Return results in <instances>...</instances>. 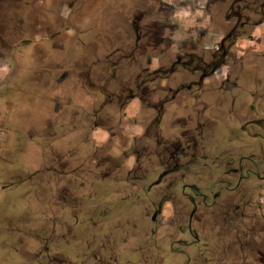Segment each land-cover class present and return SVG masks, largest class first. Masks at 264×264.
Returning <instances> with one entry per match:
<instances>
[{"label": "flooded vegetation", "instance_id": "af4514ba", "mask_svg": "<svg viewBox=\"0 0 264 264\" xmlns=\"http://www.w3.org/2000/svg\"><path fill=\"white\" fill-rule=\"evenodd\" d=\"M79 1L73 0L68 8L71 9ZM164 1L129 0L126 21L111 27L114 32L110 30L112 34L107 39L105 56L99 59L97 49L94 48V52H91L89 48L87 55L90 60L81 65L79 63L72 75L75 86L72 91L75 95L78 94L74 97V101L78 102L77 110L74 108V118L67 120L71 115L70 111L63 110L61 113V105L57 104L59 107L57 106L56 113L60 112L61 117L58 121L60 127L65 125V129L69 130L68 133L64 130L61 137L63 141L58 145L57 153H51L49 158V150L45 145L48 143L45 142L42 150L43 163L34 171L19 169L22 153L12 152V160L8 164V171L12 176L18 172L27 174L24 179L30 180V184L26 194L33 193L36 198L41 193L42 204H47L52 189L48 183L49 177H59L58 182L63 184L57 187L66 194L62 197V206L71 213L75 209L88 217V230L94 229L95 223L91 219L96 206H81V196L71 189L78 187L82 177L95 178L100 169L104 171L106 168L105 174L98 172L101 177L106 178L113 174H128L132 169L137 171L141 169L140 164H137L141 156L142 161H150L151 158L156 160L161 171L156 185L161 184L165 176L175 172L184 176L200 162H204L203 166L206 167L209 160V173L212 175L221 171L228 181L217 182L220 188L213 199L210 202L203 199L202 203L205 207L217 210V220L220 218L222 225L235 226L245 221L244 214H235L238 209L250 206L251 202L244 205L232 204L236 194L243 190V183L255 177L259 186H264V146H261V142L264 145V0H203L202 12L206 17V24L202 25L200 34L191 35L176 50L172 49L170 43L162 56H152L149 54L157 43L151 40V33L158 31L153 30L155 24H140L157 15V7L161 10L159 7H164L161 5ZM47 3V0H0V56L8 52L15 61L19 59L16 58L17 55L29 59L33 53L32 56L38 60L41 76H47L41 71L48 70V45L51 44L55 49L60 43V31L49 34L51 30ZM132 11L135 12L134 19L129 21L128 14ZM20 49H29L30 53L25 51L22 54ZM67 80L68 71L63 70L57 82L60 85ZM84 95L90 99L88 102L91 104L87 107ZM97 98L100 100L99 107L96 106ZM135 102L139 109L141 107L153 112L146 124L135 120L127 124L126 119L131 118L127 111L130 106H135ZM178 109L184 110L185 115L181 118V130L179 126L180 131L176 133L173 121L170 120L167 126V113L176 114ZM1 113L0 110V134L8 125L13 133L10 140L14 144L20 142L18 139H21V134L23 138L31 135L32 130L18 131L19 124L9 121V117L6 118ZM222 121L232 136L236 137L234 129L239 131L236 156L229 152L234 147H227L210 158L205 153L208 148L207 135L221 125ZM45 126L46 133L49 127L47 123ZM128 126L141 128L140 135L152 140L153 146H140L138 152L128 154V148L123 144ZM98 129L107 135L103 144H99L93 136ZM242 140L244 143L241 144ZM89 142L93 149L81 153L83 148L78 146ZM110 151L116 155L112 156ZM2 159L0 156V163L6 164ZM131 159L134 168L130 169L128 165ZM118 161L121 164H115ZM189 186L192 187L193 184ZM89 187L93 189L95 186L90 184ZM223 190L235 193V196L225 200L224 202L230 200L225 205L224 202L219 205L220 192ZM93 192L89 193V197ZM166 203L168 202L164 204ZM163 205L159 203V210L155 215L163 213ZM196 208L187 218L189 231L192 229L191 223L195 219L198 204ZM155 219L154 217L153 220ZM15 233L16 236L12 239L17 241V247L12 251L18 259L9 261L8 264H85L89 260L96 264H113L103 263V259L99 258L101 253L92 249L97 237L91 232L84 233V236L74 233L57 234L56 241L50 240L52 234L37 237L29 233L28 229ZM54 241L56 250L49 247L50 242ZM61 243L66 245L64 249ZM75 244L81 245L77 247ZM244 244L240 242V247L245 246ZM4 259L0 255L1 263Z\"/></svg>", "mask_w": 264, "mask_h": 264}, {"label": "rangeland", "instance_id": "374dc122", "mask_svg": "<svg viewBox=\"0 0 264 264\" xmlns=\"http://www.w3.org/2000/svg\"><path fill=\"white\" fill-rule=\"evenodd\" d=\"M47 1L51 30L49 34L60 31L58 47L53 49L49 44L47 48L48 70L41 71L47 76L40 75L38 60L32 56L33 53L29 59L17 55L16 58L19 59L15 60L16 64L8 52L0 56L1 114L6 118L9 117V121L17 122L18 131L32 130L28 138H23L21 132H18L19 135L21 134L18 144L11 142L10 138L13 133L8 125L0 134V156L6 163H0V248H2L0 255L5 257L3 263L8 264L9 261L13 262L14 259H18L12 251L17 247L15 244L17 241L15 242L12 238L16 236L15 232H24L28 229L33 236L52 234L53 237H50V240H55L57 234L74 233L77 236L78 234L84 236V233L90 232L96 234L95 247L92 249L101 253L99 258L103 259V263L264 264V186L260 187L255 177L243 183V190L238 195L236 194L235 201L232 203L244 205L248 201L251 202L250 206L238 209L235 214L245 215L246 219L243 223L235 226L222 225L220 218L219 221L217 220L219 217L217 210L205 207L202 199L196 198L198 210L193 226L198 232L197 237L200 238L199 245L193 243L185 249L183 244L179 243L183 237L179 234L178 227L180 224L183 226V219L188 218L190 208L183 209L184 197L181 195L180 187L174 188V183L177 180L181 183L180 186L197 185L206 197V201L210 202L220 188L219 181L225 180L226 182L228 179L221 174V171L211 175L207 170L211 163L209 160L206 162L208 166L204 167V162H200L197 166L191 167L184 176H180L182 173L177 172L165 176L159 185H153L161 172L156 160L151 158L150 161L146 159L142 161V156L137 163L140 164L141 169L137 171L132 169L128 174L117 176L113 174L106 178L98 174V172L105 174L107 172L105 168L104 171L101 169L97 171L95 178L94 176L82 177L79 184L75 182L78 187L71 190H76L81 196V206L86 208L96 206V212L91 219L93 224L95 223L94 229L90 230H88V217L78 213L75 209L71 213L62 206V197L66 194L57 187L63 184L58 182L59 177L52 175L48 179L52 189H50L47 204L41 203V193L36 198L33 193L26 194L30 184V180L24 179L27 174L18 172L12 176V173L8 171L12 152L22 153L19 169L25 171L29 169L34 171L43 163V146L48 147L49 158H51V153H57L58 145L63 141L61 137L64 135V130L67 133L69 131L65 129V125L60 127L58 122L61 119L60 112L59 115L54 114L52 122L47 123L49 128L46 133L45 123L43 126H33V120L47 117V114L50 115L54 107L57 109L58 103L61 105L59 110L61 113L63 110L70 111L71 115L67 117V120L71 121L74 118V110L78 108V102L74 101V97L78 94L75 95L72 91L75 87L72 75L79 63L81 65L86 60H90L87 55L89 48L91 52H94V48L97 49L99 59L105 56L108 36L114 32L111 27L124 24L129 2V0H80L69 9L68 5L73 0ZM161 5L164 7H159L161 10L157 7V15L151 18L153 23L150 22L151 19H146L140 24H151V26L155 24L153 30L158 31V33H151V40L157 43L156 48L152 49L149 54L152 56L157 54L162 56L170 43L173 50L180 45L183 46L191 35H199L202 25L206 24V17L202 12L203 0H165L161 2ZM134 15V11L129 12V21L134 19ZM20 51L23 54L26 50L20 49ZM26 52L30 53V50ZM63 70L68 71V80L59 85L57 78ZM83 97L86 100L85 106H89L91 104L88 102L89 98L85 95ZM97 99L96 106L99 107L100 100ZM138 109L136 102L134 107H129L128 115H137L126 119L128 125L134 120L146 124L148 118L153 115L150 110L140 107L138 112ZM184 115L185 111L182 109H178L176 114L167 113V120H169L167 126L170 120L173 121L177 128L175 132L178 133L183 125L181 118ZM116 117L118 118L117 113ZM178 119L180 121H177ZM125 132L123 144L128 148L126 151L128 154L138 152L140 146H148V144L150 147L153 146L152 140L140 135L141 128L138 126H128ZM233 132L236 137L231 135L222 121L221 125L215 127L207 135L208 148L205 149V153L211 158L227 147H234L229 149V152H233L236 156L235 146L238 145L239 131L234 129ZM98 135L102 136L101 133ZM45 142L49 145H44ZM240 143H244V140ZM257 143L259 144L260 141L257 140ZM261 144L259 145L263 147L262 142ZM78 147L83 148L81 153L90 152L93 149L91 142ZM110 152L112 156L116 155L113 151ZM52 156L56 158L55 155ZM117 163L121 164V161L115 162ZM53 166L56 167V165ZM128 166L130 169L134 168L132 167L133 159L130 160ZM4 169H6L5 172ZM90 184L95 187L90 189ZM213 185L216 186L213 187ZM90 192L93 193L89 197ZM220 193L219 205L235 196V193L225 190ZM165 200L169 202L164 204ZM159 203L164 204L163 213L155 215L159 210ZM43 205L47 209H44ZM154 217L155 220H153ZM84 221L85 224H83ZM55 241L50 242L49 245L53 250L57 246ZM239 241L244 242L245 246L240 247ZM174 242L176 244L173 245ZM80 245L75 244L77 247ZM172 245L177 252L173 251ZM61 246L64 249L66 245L61 243ZM90 261L85 264H96ZM3 263L0 262V264Z\"/></svg>", "mask_w": 264, "mask_h": 264}, {"label": "trees", "instance_id": "16d2710c", "mask_svg": "<svg viewBox=\"0 0 264 264\" xmlns=\"http://www.w3.org/2000/svg\"><path fill=\"white\" fill-rule=\"evenodd\" d=\"M184 183V182H183ZM157 183L154 182L153 185H156ZM179 181L176 180V182L174 183V188H178L180 187V192L181 195L184 197V207L183 209H188L190 208V212L192 210H196V206L198 204V201H196V198H200V199H204L206 200V197L204 196L203 192L201 191V189L193 184L192 187H190L189 185L184 184L183 186H180ZM169 202L168 200H165V202ZM195 202H197V204H195ZM184 224L182 226V224L179 225L178 229H179V234L183 237L182 240H180V244H183L184 248L187 249L189 246H191L193 243L195 245H199V240L200 238L197 237V231L196 228L193 226L194 224V220L191 223V231H189V223L188 220L186 218L183 219ZM176 244L175 242L173 243V245ZM171 246V248L173 249L174 252H177L176 249H174V246ZM180 253H183L182 251H180Z\"/></svg>", "mask_w": 264, "mask_h": 264}, {"label": "crops", "instance_id": "0c3cea01", "mask_svg": "<svg viewBox=\"0 0 264 264\" xmlns=\"http://www.w3.org/2000/svg\"><path fill=\"white\" fill-rule=\"evenodd\" d=\"M74 97V96H73ZM54 114L56 115V108L54 107V110L51 112V114H47V117H42V118H38V119H35L33 120L34 124L33 126H43L44 123H49V122H52L51 120L53 119L52 117H54ZM135 115V114H134ZM133 115V116H134ZM133 116H129V117H133ZM45 127V125H44ZM101 133L102 136H99L98 134ZM93 136L95 137L96 141L99 143V144H103L104 142H106V139H107V135L104 131L102 130H96L94 133H93Z\"/></svg>", "mask_w": 264, "mask_h": 264}]
</instances>
